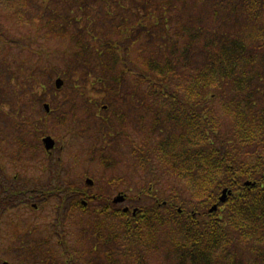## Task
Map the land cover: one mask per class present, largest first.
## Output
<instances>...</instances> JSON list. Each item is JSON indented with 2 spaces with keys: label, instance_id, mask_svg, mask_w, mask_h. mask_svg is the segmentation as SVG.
I'll use <instances>...</instances> for the list:
<instances>
[{
  "label": "trees",
  "instance_id": "16d2710c",
  "mask_svg": "<svg viewBox=\"0 0 264 264\" xmlns=\"http://www.w3.org/2000/svg\"><path fill=\"white\" fill-rule=\"evenodd\" d=\"M63 1L76 3L78 12L92 14L95 22L101 11L96 13L89 2L120 5L124 0ZM129 2L143 8V16L135 29L117 26L120 36L115 41L104 32L102 50L95 52L97 64L112 73L117 71V75L110 79L99 76L98 82L108 95L118 93L120 80L125 78L120 72L129 74L131 70L119 51L128 52L140 36L155 42L154 52L145 57L143 69L134 75L146 89L138 101L165 104L161 106L166 115L155 125L163 137L158 151L162 162L186 180L192 190L188 201L194 204L172 215L175 200L159 203L150 186L139 191V196H154L152 204L138 207L135 215L112 212L107 205L105 214L112 212L121 224L106 227L105 263L117 264L122 253L123 258L133 252L140 256L141 244L155 247L158 227L169 222L164 217L166 210L171 220L163 240L168 241L175 264H264V0ZM186 9L191 13L184 20L181 17ZM119 13L107 11L106 17L114 20ZM56 15L46 20L48 30L66 33L70 18L64 16L62 20L61 14ZM80 16L71 17V38L79 50L90 51L88 44L81 42V33H75L91 31L88 25L79 29ZM86 18L90 20L89 15ZM94 34L90 33L92 38ZM74 57L84 66H92V61L84 63L82 56ZM219 111L232 119L233 128L221 125ZM18 140L16 153L25 146ZM253 147L256 152H251ZM245 181L252 183L246 186ZM223 188L230 189L231 194L209 213ZM72 254L66 263L76 260L77 264L82 255L75 259ZM54 262L61 264L58 259Z\"/></svg>",
  "mask_w": 264,
  "mask_h": 264
},
{
  "label": "rangeland",
  "instance_id": "374dc122",
  "mask_svg": "<svg viewBox=\"0 0 264 264\" xmlns=\"http://www.w3.org/2000/svg\"><path fill=\"white\" fill-rule=\"evenodd\" d=\"M89 3L90 7H95L96 13L101 11L95 22L92 14L78 12L76 3L68 5L69 3L63 0H0V137L6 136L8 150L17 152L19 138L25 146L42 149L41 139L49 135L56 143L52 155L58 159V164L52 168V174L58 173L59 177L68 181L84 177L98 181L104 177L103 179L107 181L104 182L106 194L112 195L118 190L128 194L127 202L120 205V208L123 205L132 208L151 205L154 196L145 194L139 196V191H146L151 186L153 195L160 198L159 203L166 199L175 200L170 210V214L175 215L178 209H187L194 204L188 201L192 199L190 194L192 190L179 173L173 171L166 162H162L158 151L160 149L158 145L163 137L159 134L160 130L155 129V125L158 118L163 119L166 115L161 106L165 104H161L162 101H138L139 97H143L146 89L137 79L136 82L134 77L140 72L139 69H143L140 67L145 57L147 55L149 57L154 52L155 42L146 36H140L139 42L131 45L128 52L119 51L125 66L131 68L130 75L120 72V77L125 75V78L120 80L121 86L118 85L119 94L112 92L108 95L101 90V84L98 82L99 76L110 79L117 75V71L112 73L97 64L95 52H98L97 48L102 50L101 41L105 36L104 32H108L113 41L117 40L120 36L117 26L127 25L135 29L141 21L144 10L136 8L129 0H124L120 5ZM186 10L182 12L181 17L184 20L191 13V9ZM107 11L120 13L112 20L106 17ZM56 14H61L62 20L64 16L70 18L71 23L65 24L71 25L66 33L48 30L46 20L58 16ZM80 14V23L77 24L79 29H87L85 26L88 25L91 31L85 35L83 30L75 33H81L83 38L81 42L85 41L91 48L90 51L79 50L71 38L74 28L71 17ZM86 15L90 16V20ZM61 19L59 17V22L63 24ZM145 22L148 20L146 19ZM92 32L95 33L93 38L90 35ZM75 54L82 56L84 63L92 61V66L81 64L75 59ZM57 77L64 81L60 89L54 87ZM74 84L78 86L75 87ZM44 103L49 104L48 115L43 109ZM104 106L106 107L103 108ZM118 113L125 115L127 119L126 129L122 131L117 126L121 117L117 116ZM219 114L221 125L225 124L233 128L232 119L220 111ZM106 120L110 122L111 130L104 127ZM177 132L178 129L175 130V133ZM122 139L128 144H121ZM254 151L256 152L255 147L251 152ZM27 157L30 163H34L33 156L27 155ZM45 157L48 156L41 152L39 159L47 161ZM8 160L9 179L11 180L14 175L20 177L19 169L15 167L16 160L10 157ZM15 168H17L16 174H14ZM45 168L46 164L43 162L40 168L41 177H44ZM33 173L40 174L38 169H34ZM26 187L27 190L41 188L40 185ZM11 189L19 191L16 179L13 180ZM9 201L13 203L15 199L9 195ZM58 202L60 205L61 202L57 200L47 202L42 210L54 211ZM67 206L68 203L60 209L62 214H59L61 217L58 223L59 230L67 231V242L63 240V236H57L46 247L47 249L40 250L39 255L28 254L22 248L16 247L17 238L11 235L9 243L14 246L7 245L8 248L2 249L1 246H5L0 245V264L4 260L11 264H53L51 261L53 258L61 261V264H75L76 260L66 263L72 253L75 259L77 255H82L77 264H107L104 258L91 259L93 245L89 244L92 241L87 238L88 234H91V229L88 227L89 223L85 221L87 216L82 213L83 209L75 208L69 214L65 212L68 210ZM116 208L111 207L112 212L117 210ZM163 212H165L163 216L169 222L162 224L165 229L158 227L156 246L150 249L141 244L138 248L140 256L133 252V254L128 253L127 258H123L124 253H122L121 260H117V264H175L168 241L163 240L165 234L169 232L171 218L168 217L166 210ZM178 217L182 219L185 216ZM101 223L106 227H119L121 224L118 218L109 216L104 217ZM82 226L86 228L85 236L79 232ZM120 245L115 246L117 250ZM136 245L139 244H134L135 247ZM104 249L105 247L102 249V255ZM98 252L99 249L96 247L94 255L98 256ZM25 254L31 256V259ZM44 255L47 256V261L41 260Z\"/></svg>",
  "mask_w": 264,
  "mask_h": 264
},
{
  "label": "flooded vegetation",
  "instance_id": "af4514ba",
  "mask_svg": "<svg viewBox=\"0 0 264 264\" xmlns=\"http://www.w3.org/2000/svg\"><path fill=\"white\" fill-rule=\"evenodd\" d=\"M117 116H121L118 119L117 126H119L121 131L125 130L127 126L126 116L123 114L119 115V113ZM104 127L108 130L112 129L110 122L107 120ZM45 136H43L42 139ZM120 143L123 145L128 144L123 139L120 140ZM131 146L133 145H130V147ZM8 149L7 137L2 135V137H0V245H4L5 247L1 246V248L6 249L8 248L7 245L14 246L12 243H9L11 235L17 238L16 240L18 242L16 247L22 248L25 250V253L28 254L39 255L40 250H44V248L47 249L46 247H48L54 237L57 236H63V240L67 242V231L64 229L59 230L58 223L61 217L59 214H62L60 209L62 207L64 208L66 203H68V210L65 212H69L70 214L75 208H79L83 209L82 213L87 216L85 221L89 223L90 226L88 227L91 229V234H88L87 238L92 241L89 244L93 245L91 259L103 258L102 249L104 248L106 225H102L101 221L106 216L118 218L112 214L106 215L105 208L107 205L110 207H117V210H114L115 212L124 207H128L129 209L127 211L122 212L133 214L132 209L134 207L132 208L128 205H123L122 208L119 207L127 202L128 194L123 190H118L112 195L106 194V192H104V189L106 191L104 182L107 183V181L103 179L104 177L98 179V181H94L92 178L88 177L68 181L67 179L59 177L58 173L56 175L54 173L52 174V168L56 167L58 164V159L52 155L56 149L55 145L51 150H46L44 147L42 149H32L28 146H23L18 153L15 151L10 152ZM41 152L44 153L45 156H48L45 157L47 161H41V159H39L41 158ZM27 155L33 156L34 163L29 162ZM9 157L16 160L15 167L19 169L20 175V177L14 175L11 180L9 179L7 166V164H9ZM43 162H45L46 168L44 177H41L40 168ZM17 168H15L14 174H16ZM34 169H38L40 174L33 173ZM14 179L17 180L21 193L11 189V184ZM101 180H103V182H100ZM27 185H40L41 188L27 190ZM33 194H36V196H33ZM9 195L15 199L13 203H10ZM119 195L124 196V201L116 203L115 199ZM52 200L61 202L60 205L59 202L55 205L56 210H42L47 202H51ZM95 204H97V206H95ZM97 207L100 209H97ZM79 232H82L84 236L87 234L86 228H83V226ZM38 234L40 235L37 236ZM84 236L82 238H84ZM58 243V245H60V242ZM96 247L99 249L98 256L94 255ZM43 253L42 251V254ZM47 253H45V255H48ZM45 255L41 260L47 261V256L45 257ZM25 256L31 259V256H27L26 254ZM51 261L54 263L55 259L53 258Z\"/></svg>",
  "mask_w": 264,
  "mask_h": 264
},
{
  "label": "water",
  "instance_id": "95a60500",
  "mask_svg": "<svg viewBox=\"0 0 264 264\" xmlns=\"http://www.w3.org/2000/svg\"><path fill=\"white\" fill-rule=\"evenodd\" d=\"M63 84H64V81H63V79H61L60 77L57 78V79H55V81H54V85H55V88H56V89H60V88L63 86ZM43 106H44V109L48 112V111H49V104L45 103ZM42 142H43L44 148H45L46 150H51V149L54 147V145H55L54 140H53L50 136H46V137H44V138L42 139ZM250 184H251L250 181H246V182H245V185H246V186H248V185H250ZM230 193H231V192H230L227 188L223 189L222 192H221V195L219 196V202H220V203H224V202L227 200V196H228V194H230ZM123 201H124V196H123V195H119V196L115 199V202H116V203H117V202H123ZM127 210H128L127 207L123 209V211H127ZM136 210H137V209H134V210H133V214L136 213ZM216 210H217V204H214V205H212V207L209 208V212H210V213L213 212V211H216ZM3 264H9V263H8V262H4Z\"/></svg>",
  "mask_w": 264,
  "mask_h": 264
}]
</instances>
